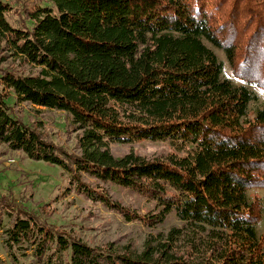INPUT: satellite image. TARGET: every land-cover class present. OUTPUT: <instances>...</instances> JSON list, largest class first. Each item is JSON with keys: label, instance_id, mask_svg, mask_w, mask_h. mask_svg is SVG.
<instances>
[{"label": "trees", "instance_id": "1", "mask_svg": "<svg viewBox=\"0 0 264 264\" xmlns=\"http://www.w3.org/2000/svg\"><path fill=\"white\" fill-rule=\"evenodd\" d=\"M0 53L38 68L0 72L1 143L62 167L66 195L152 228L171 214L182 222L141 251L111 250L0 194L13 264H264V198L253 192L264 188V102L252 88L264 90V0H0ZM12 91L18 104L69 114L80 152L16 117ZM141 141L175 151L119 157L111 148ZM105 184L157 208L133 210Z\"/></svg>", "mask_w": 264, "mask_h": 264}, {"label": "rangeland", "instance_id": "2", "mask_svg": "<svg viewBox=\"0 0 264 264\" xmlns=\"http://www.w3.org/2000/svg\"><path fill=\"white\" fill-rule=\"evenodd\" d=\"M219 57L225 62V73L235 82L240 83L234 75L226 56L221 50L215 49ZM14 69L25 74L34 73L38 68L25 63L20 57L11 56L2 61L0 53V72L2 69ZM264 102V90L252 86ZM13 107L14 115L22 118L26 123H41L42 130L48 140L64 147L70 152L79 153L77 135L72 129V118L69 114L35 106L30 103L16 101L12 91L7 99ZM112 151L116 156L134 152L147 158L166 156L175 151L169 142L141 141L134 144H113ZM88 182L96 180L84 176ZM69 175L59 165L45 161L30 159L22 151H13L0 142V194L10 193L17 196L27 207L34 210L39 218L48 224H56L61 231L80 238L92 246L111 250L141 251L146 240L150 237L166 236L172 228L181 227L182 222L171 214L156 227H149L139 221H127L120 214L107 208L103 204L92 202L77 192L66 195L69 185ZM96 185H102L97 183ZM112 200L139 211L143 214L156 210L155 202L141 196L105 184ZM253 192L264 198V188H256ZM6 217V216H5ZM9 226L8 218H4V227ZM258 232L264 241V217L259 223ZM31 251H28L30 254ZM0 259L4 264H13L3 245V229L0 228ZM32 263V257L26 259Z\"/></svg>", "mask_w": 264, "mask_h": 264}]
</instances>
